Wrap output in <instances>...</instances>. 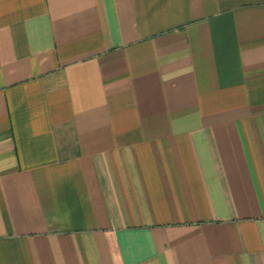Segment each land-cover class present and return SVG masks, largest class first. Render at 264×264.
I'll list each match as a JSON object with an SVG mask.
<instances>
[{"label":"crops","instance_id":"0c3cea01","mask_svg":"<svg viewBox=\"0 0 264 264\" xmlns=\"http://www.w3.org/2000/svg\"><path fill=\"white\" fill-rule=\"evenodd\" d=\"M0 264H264V0H0Z\"/></svg>","mask_w":264,"mask_h":264}]
</instances>
